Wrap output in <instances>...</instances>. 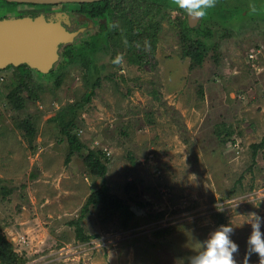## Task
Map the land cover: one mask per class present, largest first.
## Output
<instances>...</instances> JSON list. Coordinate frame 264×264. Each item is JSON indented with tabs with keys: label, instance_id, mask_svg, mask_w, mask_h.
<instances>
[{
	"label": "rangeland",
	"instance_id": "374dc122",
	"mask_svg": "<svg viewBox=\"0 0 264 264\" xmlns=\"http://www.w3.org/2000/svg\"><path fill=\"white\" fill-rule=\"evenodd\" d=\"M104 1L105 32L68 44L47 72L0 69V236L10 264H181L222 224L242 264L248 214L264 217V146L251 158L264 139V61L246 59L264 46V0H215L191 20L174 0H144L142 10ZM12 5L0 1V20L71 8ZM141 28L155 33L147 46L135 39ZM197 42L209 52L193 66L184 50ZM20 74L34 88L16 112L4 96ZM90 89L89 102L57 120ZM71 118L85 147L68 158L61 130ZM89 150L108 159L106 184L134 214L126 226L99 206L82 210L101 184L83 163Z\"/></svg>",
	"mask_w": 264,
	"mask_h": 264
},
{
	"label": "trees",
	"instance_id": "16d2710c",
	"mask_svg": "<svg viewBox=\"0 0 264 264\" xmlns=\"http://www.w3.org/2000/svg\"><path fill=\"white\" fill-rule=\"evenodd\" d=\"M105 0L104 2L106 3ZM135 1H137L135 3ZM144 0H132V4H130V7L135 9H140L138 5H140L141 2ZM140 2V3H139ZM4 3V2H3ZM145 3V2H144ZM7 4V3H6ZM107 8V4H105ZM137 7H136V6ZM119 10V8H118ZM138 12V10H136ZM129 20H133L132 16L127 15ZM132 22V21H128ZM148 28H151L150 25ZM154 34H150L147 32L146 29H142L137 32L136 40H139L141 43L145 46L149 43L150 39H154ZM134 39V38H133ZM131 41V40H130ZM132 42V41H131ZM194 45V44H193ZM192 44H187L184 50V56L188 57L190 61L192 62L193 66H200L204 61L206 56L208 55V48L203 46L201 43H196L194 46ZM256 47V46H255ZM142 48V49H141ZM132 54H135L138 58H140V52H142L143 47H139L138 49H135ZM130 49V50H131ZM218 57H216L217 59ZM21 66L20 68H23ZM10 88L7 86V90H9L6 95L4 96L7 101V103L11 106V108L16 112H22L25 105V99L22 97L23 92H27L28 94L31 93V89L34 88V86H31V79L30 77H27V74H20L17 76L16 81L11 83ZM30 85V86H29ZM93 92L92 89H90V92L85 94L82 98V101L80 103H77L75 106H71L70 110L66 111L64 114H60L57 117V120H62L65 116H70L74 110L78 107H82L87 102H89ZM30 97V96H29ZM26 129L28 128V124L25 125ZM73 130V131H72ZM28 132L30 130H27ZM62 134L66 138V143L68 147V155L67 157L70 158L74 153H78L81 151L85 145L78 139L75 133V122L73 121V118L70 119L69 122H67L63 129L61 130ZM264 146V139L261 140L259 144L253 145L251 148V158L252 162H254L257 151ZM67 158V160H68ZM66 160V161H67ZM68 162V161H67ZM108 162V159L104 153H101L99 151H92L89 150L87 154L83 158V163L93 177L99 178L101 181V184L98 188L93 190L90 195L87 197V200L85 202V205L83 207V211L87 210L90 206H99L101 209V212L105 214L106 220L111 218V216H115L116 214L120 215V218L124 220V226H126L128 221H132L134 219V214L130 211L129 206L118 196L111 193L110 187L106 184L105 176L107 173V167L106 163ZM127 187V186H126ZM127 192H129L127 190ZM138 206H141L140 203H136ZM134 225V224H133ZM76 226H78L76 224ZM75 237L79 240L86 241L87 238L81 233L80 229L76 227L75 229ZM0 264H10L13 263L12 260L15 258L13 255V250L11 249L9 244H5L4 237L0 236Z\"/></svg>",
	"mask_w": 264,
	"mask_h": 264
},
{
	"label": "water",
	"instance_id": "95a60500",
	"mask_svg": "<svg viewBox=\"0 0 264 264\" xmlns=\"http://www.w3.org/2000/svg\"><path fill=\"white\" fill-rule=\"evenodd\" d=\"M19 5L93 4L104 0H0ZM71 36L59 24H47L42 17L0 21V69L27 66L41 73L57 59V46Z\"/></svg>",
	"mask_w": 264,
	"mask_h": 264
},
{
	"label": "clouds",
	"instance_id": "9594fccd",
	"mask_svg": "<svg viewBox=\"0 0 264 264\" xmlns=\"http://www.w3.org/2000/svg\"><path fill=\"white\" fill-rule=\"evenodd\" d=\"M175 4L184 9L193 18L203 17L208 9L212 8L215 0H174ZM248 224L251 232L247 239L246 252L242 264H250L253 254L259 257V264H264V217L257 213H249ZM234 229L230 224H222L208 237L198 242L201 249L196 254L181 258V264H237L234 254L239 251V246L231 239Z\"/></svg>",
	"mask_w": 264,
	"mask_h": 264
},
{
	"label": "flooded vegetation",
	"instance_id": "af4514ba",
	"mask_svg": "<svg viewBox=\"0 0 264 264\" xmlns=\"http://www.w3.org/2000/svg\"><path fill=\"white\" fill-rule=\"evenodd\" d=\"M68 5L71 8L67 10L57 9V11L52 10L51 12L48 11L43 13H39L38 11L37 12L32 11L30 13L23 14L13 18V19L29 18L33 20L35 18L42 17L44 19V22H46L47 24H59L63 29L64 33L71 36L66 42L61 43L57 46L58 55H57V59L55 60V63L58 61V59H62L63 57L62 52L64 51V47H66L68 44L70 45V43L72 44L73 42H76L77 40H79L78 39L79 37L81 38V36L90 35L91 37H94V34L91 33L93 29H98L102 33L105 32L106 30L105 29L106 26L104 25L105 22L104 20L106 17L105 11H107V8H105L106 7L105 4L102 6L99 5L98 3L68 4ZM86 5H88L89 7L86 8ZM32 6L34 5H26V7H32ZM15 7H17V5H15ZM188 19L191 20L193 19V17L188 15ZM85 20L87 21V23L86 22L83 23ZM92 22H94L95 25ZM90 23H92L93 25L90 26L89 25ZM122 28L123 26H121L120 23L116 25L117 30H120Z\"/></svg>",
	"mask_w": 264,
	"mask_h": 264
},
{
	"label": "built area",
	"instance_id": "2783aa9c",
	"mask_svg": "<svg viewBox=\"0 0 264 264\" xmlns=\"http://www.w3.org/2000/svg\"><path fill=\"white\" fill-rule=\"evenodd\" d=\"M261 55H264V46L257 45L256 47H253L250 52H248L246 59L251 64H253L257 59H259V61H264V56L261 58Z\"/></svg>",
	"mask_w": 264,
	"mask_h": 264
}]
</instances>
